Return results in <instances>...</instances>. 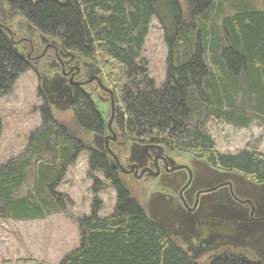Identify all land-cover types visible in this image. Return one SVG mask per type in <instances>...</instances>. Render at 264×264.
I'll return each instance as SVG.
<instances>
[{
    "label": "trees",
    "instance_id": "16d2710c",
    "mask_svg": "<svg viewBox=\"0 0 264 264\" xmlns=\"http://www.w3.org/2000/svg\"><path fill=\"white\" fill-rule=\"evenodd\" d=\"M5 5L9 14L100 65L119 91L131 135L155 137L170 150L264 182V153H219L207 127L211 118L239 128L257 122L264 131V0L263 8L241 0H0V13ZM153 16L167 47L159 87L140 57ZM28 67L0 26V97ZM39 113L42 123L31 133L27 152L0 164V218L44 219L63 209L67 195L56 187L86 147L77 134L102 127L83 96L76 98L71 127L59 124L47 103ZM2 128L0 116V135ZM97 172L116 191L114 210L100 216L102 203L94 197L91 213L76 219L79 245L58 264H260L229 249L205 263L189 259L149 219L106 158L91 150L87 176L96 194L106 188Z\"/></svg>",
    "mask_w": 264,
    "mask_h": 264
},
{
    "label": "rangeland",
    "instance_id": "374dc122",
    "mask_svg": "<svg viewBox=\"0 0 264 264\" xmlns=\"http://www.w3.org/2000/svg\"><path fill=\"white\" fill-rule=\"evenodd\" d=\"M241 2L263 8V0ZM1 11L0 23L4 26L18 18L17 14L8 13L6 5ZM140 57L147 61L149 76L155 86L159 87L165 79L167 47L163 29L156 17L151 18ZM38 88L37 74L27 69L19 75L11 91L0 97L3 126L0 135V164L24 155L31 133L41 126L39 108L45 104V100ZM119 96L116 89L115 98L121 103ZM56 114L59 124L72 126V113ZM207 127L214 139V149L219 153L233 154L242 148L264 153V131L257 122L239 128L210 118ZM77 137L86 143L87 134L80 132ZM88 157L87 150L81 151L74 164L67 167L56 187L57 192L67 195L63 209L44 219L21 221L0 218V264H58L65 254L79 245L80 230L76 219L91 213L94 197L102 203L98 212L100 216L114 210L116 191L102 173L97 172L95 176L106 188L97 194L91 190L92 179L87 176ZM121 179L127 183L132 194L138 197V193L133 190L134 187L135 190L139 189L135 181L131 177Z\"/></svg>",
    "mask_w": 264,
    "mask_h": 264
},
{
    "label": "flooded vegetation",
    "instance_id": "af4514ba",
    "mask_svg": "<svg viewBox=\"0 0 264 264\" xmlns=\"http://www.w3.org/2000/svg\"><path fill=\"white\" fill-rule=\"evenodd\" d=\"M10 23L9 27L12 28ZM51 39L56 41L53 46H49ZM16 41L18 42L13 43ZM13 42V47L17 46L25 52V59L22 61L28 64V69L37 74L38 79V72L45 70L51 76L59 75L71 87L73 101L67 114L73 115L76 98L83 96L88 99L89 104L99 114L102 127L96 131L84 132L87 134L84 150H87L88 154L91 150L102 154L115 175L121 178L131 177L137 188L139 187L136 190L134 187L133 190L138 193L140 205L148 197L161 193L171 196L166 198L172 201L174 207L177 204L180 210L197 209L200 197L205 194L201 190L209 184L204 178L200 180L195 178V174L198 173V161L201 158L189 155L185 151L170 150L155 137L146 139L131 135L127 131L123 105L115 98L116 88L103 76L97 62L91 57L67 49L60 41L51 37L45 40L34 34L26 37L13 33ZM38 90L46 103L40 83ZM151 145L161 148L158 150L146 147ZM208 163L223 170L209 161ZM192 242H195V238H192ZM224 249L239 251L222 246L217 249L216 254L206 257L203 263Z\"/></svg>",
    "mask_w": 264,
    "mask_h": 264
},
{
    "label": "water",
    "instance_id": "95a60500",
    "mask_svg": "<svg viewBox=\"0 0 264 264\" xmlns=\"http://www.w3.org/2000/svg\"><path fill=\"white\" fill-rule=\"evenodd\" d=\"M10 25L12 28L9 23L6 26L0 23L12 42L13 33L50 39L23 16L18 15ZM54 44L56 41L51 39L49 46ZM13 50L19 59H25L22 49L14 46ZM38 74L40 89L51 111L55 115L67 114L73 101L71 87L57 74L51 76L45 70ZM146 147L161 148L157 145ZM197 167L195 178H204L209 184L202 188L205 194L200 197L195 211L180 210L177 204L174 207L172 201L166 198L171 196L155 193L142 201L141 207L146 215L193 261L203 262L206 257L216 254L218 248L225 246L243 251L264 264V182L253 181L236 171L214 168L204 158L198 161Z\"/></svg>",
    "mask_w": 264,
    "mask_h": 264
},
{
    "label": "bare ground",
    "instance_id": "6f19581e",
    "mask_svg": "<svg viewBox=\"0 0 264 264\" xmlns=\"http://www.w3.org/2000/svg\"><path fill=\"white\" fill-rule=\"evenodd\" d=\"M153 17H155V16H153ZM153 17H152V18H153Z\"/></svg>",
    "mask_w": 264,
    "mask_h": 264
}]
</instances>
